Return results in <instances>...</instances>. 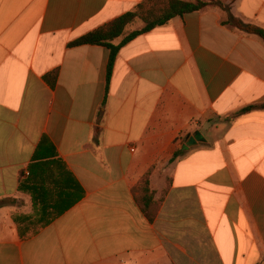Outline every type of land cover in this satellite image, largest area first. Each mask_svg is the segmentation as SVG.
<instances>
[{
    "label": "crops",
    "instance_id": "0c3cea01",
    "mask_svg": "<svg viewBox=\"0 0 264 264\" xmlns=\"http://www.w3.org/2000/svg\"><path fill=\"white\" fill-rule=\"evenodd\" d=\"M142 1L0 0V264H264V109L241 113L264 41L187 13L122 47L107 91L109 50L68 44ZM225 1L264 29V0Z\"/></svg>",
    "mask_w": 264,
    "mask_h": 264
},
{
    "label": "trees",
    "instance_id": "16d2710c",
    "mask_svg": "<svg viewBox=\"0 0 264 264\" xmlns=\"http://www.w3.org/2000/svg\"><path fill=\"white\" fill-rule=\"evenodd\" d=\"M209 5H217L220 9L226 11V20L222 22V25L248 35L257 36L264 41V29L234 18L229 12V9L219 0H143L131 11L72 41L68 44V47L91 45L104 47L109 50L110 54L106 73V90L108 91L114 62L122 47L137 36L166 25L174 18L206 9ZM137 22L142 23V28L127 32V29ZM117 41L119 42L116 44ZM56 78L57 71H54L46 75L44 80L53 88ZM255 108L264 109V104L247 107L242 110L241 113ZM178 154L179 153H176L174 158H176ZM149 176L150 172H148V174L140 180L138 185L134 187L133 193L135 201L142 213L147 220L151 222L155 217L157 202L154 201V192L150 189Z\"/></svg>",
    "mask_w": 264,
    "mask_h": 264
},
{
    "label": "rangeland",
    "instance_id": "374dc122",
    "mask_svg": "<svg viewBox=\"0 0 264 264\" xmlns=\"http://www.w3.org/2000/svg\"><path fill=\"white\" fill-rule=\"evenodd\" d=\"M223 2V5L224 6H226L228 9H229V12L231 13V7H230V5H228L227 4V2L225 1V0H221V3ZM229 3V2H228ZM206 8H216V9H220L217 5L215 6V5H209L208 7H206ZM220 11H222L224 14H225V18H224V20H226V11H223L222 9H220ZM232 14V13H231ZM234 17V16H233ZM235 18V17H234ZM237 19V18H236ZM239 20V19H238ZM142 26V23H140V22H137V23H135L133 26H131V27H129V29L128 30H132V29H137V28H140ZM263 26V25H262ZM263 28H264V26H263Z\"/></svg>",
    "mask_w": 264,
    "mask_h": 264
}]
</instances>
